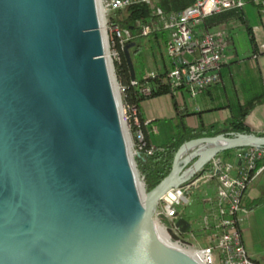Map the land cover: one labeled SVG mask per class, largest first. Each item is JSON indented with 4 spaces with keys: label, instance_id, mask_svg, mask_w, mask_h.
Instances as JSON below:
<instances>
[{
    "label": "water",
    "instance_id": "1",
    "mask_svg": "<svg viewBox=\"0 0 264 264\" xmlns=\"http://www.w3.org/2000/svg\"><path fill=\"white\" fill-rule=\"evenodd\" d=\"M103 22L99 0H0V264H200L156 233L161 198L216 155L264 146L257 133L192 139L146 192Z\"/></svg>",
    "mask_w": 264,
    "mask_h": 264
},
{
    "label": "built area",
    "instance_id": "2",
    "mask_svg": "<svg viewBox=\"0 0 264 264\" xmlns=\"http://www.w3.org/2000/svg\"><path fill=\"white\" fill-rule=\"evenodd\" d=\"M160 0H101L104 14L110 15L118 10L136 3H144L161 16L164 28L169 31L167 52L171 58L172 69L166 80L173 87H187L191 97H196L214 83L221 80V68L225 51L229 45V34L226 30L205 28L206 19L228 10L242 9L250 1L264 7V0H196L192 5L178 13L165 15L156 3ZM104 25L107 46L113 60H119L117 43L122 48L134 36L129 29H123L117 23ZM151 24L143 26V35L151 32ZM137 84L136 80L132 81ZM120 95L121 116L128 131L129 150L134 158L142 152L147 142L143 130L139 109L125 100V88L118 85ZM145 95L151 94V88L141 89ZM150 120H145L147 125ZM129 128V129H128ZM264 135V130L262 131ZM147 154H153L155 145L147 148ZM263 161L261 166L258 163ZM211 168L207 173L174 187L161 198L155 219L168 220L175 242L171 244L189 253L200 264H260L247 251L241 228L240 212L244 193L250 183L264 170V146L253 145L235 150L234 161H225L216 155L210 161ZM140 177V175H139ZM141 179V177H140ZM143 182V180L141 179ZM140 181V182H141ZM200 181L212 183L215 192L204 199L207 212L203 218V230L212 232L213 246H197L184 239L175 225L179 207L190 202L189 194Z\"/></svg>",
    "mask_w": 264,
    "mask_h": 264
},
{
    "label": "trees",
    "instance_id": "3",
    "mask_svg": "<svg viewBox=\"0 0 264 264\" xmlns=\"http://www.w3.org/2000/svg\"><path fill=\"white\" fill-rule=\"evenodd\" d=\"M196 0H160L156 3V7H160L165 15L171 13H178L188 6L192 5ZM249 4L263 7L252 1ZM242 20L246 23V13L244 8L228 10L215 14L206 19L205 28L211 29L219 24L227 25L233 20ZM110 23H117L123 29H129L134 38L128 42L133 44L130 48L131 57L136 71L137 84L133 85L130 68L126 59L124 48L120 43H117L119 51V60H114L115 72L117 80L121 86L125 88V100L130 105H136L139 109V114L143 122V130L145 133V140L147 142L146 148L135 155L134 161L138 173L143 180L145 191L149 192L155 188L162 180H164L171 172L174 158L179 147L187 141L195 138L216 136L218 134H226L231 136L233 133L242 134H263L257 132L248 123V116L259 105L264 104V84L261 72L258 68L248 69L237 75L239 86L234 97L229 98L227 103H221V107H226L229 110V116L222 123L214 122L207 124L203 121L200 112H194L199 115V123L196 126L189 125L183 121V118L189 114L187 103L180 102L177 93L185 95L190 91L187 87H173L170 82L166 80L167 74L172 69L173 65L171 58L167 52V42L169 40V31L164 28V21L161 16L152 8L144 3L132 4L128 7L114 11L109 17ZM151 24L152 30L146 36L143 35V26ZM247 31L253 46V53L257 54L255 37L252 34L251 25L247 24ZM220 30H225L219 28ZM229 37V44L231 43ZM162 43L166 47L165 52L161 49ZM229 46V45H228ZM229 48V47H228ZM151 51V66H148L150 61L146 57V52ZM224 63V62H223ZM221 80L214 83L212 86H218ZM149 86L151 94L145 95L141 89ZM207 88L206 90L210 89ZM162 95H170L174 109L176 111V130L175 133L164 143L155 145L153 154H147V148L151 146V142L146 135L145 118L141 110L142 102L147 98L158 97ZM236 149H228L222 152V157L225 161H234ZM263 161L258 163L261 166ZM211 168V163L206 164L203 169L194 177L197 178L204 173H207ZM247 191V190H246ZM246 191L244 194H246ZM245 196V195H244ZM264 204V195L254 199H246L243 197L242 206L245 209H252ZM207 212V208L205 213ZM179 218L187 219L184 211L178 210ZM165 223L170 222L164 220ZM188 230L187 232H190ZM201 231V230H200ZM204 231V232H203ZM201 231L199 236L202 237L201 246H213L212 232ZM185 235V233H184Z\"/></svg>",
    "mask_w": 264,
    "mask_h": 264
},
{
    "label": "crops",
    "instance_id": "4",
    "mask_svg": "<svg viewBox=\"0 0 264 264\" xmlns=\"http://www.w3.org/2000/svg\"><path fill=\"white\" fill-rule=\"evenodd\" d=\"M244 11L246 13V23L237 19L229 22L227 25L219 24L218 26L211 28V30H217L224 27L232 41L228 46L229 48L225 51L224 63L221 68V83L218 86L214 85L210 87L209 90L200 92L196 97H191L188 92L183 95L184 101L187 103V107L189 108L188 110L191 113L183 118L185 123H187L185 120L188 116L197 115L194 114L195 111L201 113L203 121L207 124L224 122L229 116V110L226 107H221L220 104L227 103L229 98L234 97L237 93V88L239 86L237 75L239 73L248 69L258 68L261 72L264 84V11L259 8L256 10L253 4L249 3L244 7ZM247 24L252 27V34L255 37L256 48L258 49L257 54L253 53V46L249 36H244L242 39L239 38V31L244 27L247 29ZM187 95L192 98V105L186 101L185 97ZM170 99V95H162L147 98L141 104V110L144 118L146 120H150V122L146 125V135L150 142L154 145L162 144L153 141L152 135L159 132V128L156 124L157 121L169 118L174 120L176 124V112L174 110L173 103L171 107L175 113L166 117L165 112L163 111V106L166 103H170L171 105ZM198 119H200L199 115ZM198 123L199 120L192 126H196ZM248 123L253 130L257 132L264 130V104L259 105L252 111V113L248 116ZM263 175L264 170L250 183L244 196L246 199H254L264 195V193H260L261 191L251 188L253 183ZM261 188H263V186H261ZM251 257L253 258L252 255ZM253 259L260 263L255 258Z\"/></svg>",
    "mask_w": 264,
    "mask_h": 264
},
{
    "label": "rangeland",
    "instance_id": "5",
    "mask_svg": "<svg viewBox=\"0 0 264 264\" xmlns=\"http://www.w3.org/2000/svg\"><path fill=\"white\" fill-rule=\"evenodd\" d=\"M99 2H101V0H99ZM253 6L256 10L259 8L262 11H264V7L260 8L256 5H253ZM108 19H109V16L103 13V20H104L103 30L105 28L104 25H107L106 22L108 21ZM107 33L110 34L108 30L107 32H105L104 30L105 41H106V56L111 66L114 68L113 75H116L113 56L110 54V51H109L110 49H108V46H107L108 45L107 38H106ZM247 34H248L247 29L244 27L243 29L239 31V38L242 39L244 36L246 37L249 36ZM161 49L165 52V55H166V47L163 43H162ZM151 56H152L151 51L146 52V57L149 61L151 60ZM149 63L150 64L148 66H151V61ZM117 89H118L117 93H118L119 101H120L121 94H119L118 87ZM177 97L180 102H184V96L182 93L180 92L177 93ZM185 98L187 102H189L191 105L193 104V100L190 96L187 95ZM171 106H172V100H171V105L170 103H166L163 106V111L165 112L166 117H169L170 114H173L176 112V111L174 112L175 109L173 110ZM198 120H199L198 115L196 116L194 115V116H188L185 121L189 123L190 125H193V124H196ZM156 124L159 128V132L152 135L154 142L164 143L175 133L176 124H175V121L172 119L167 118L164 120H160V121H157ZM124 127H125L126 132L128 133L129 131L130 133V130H127L126 126ZM219 155L222 156L221 153ZM137 174H138V180L141 181L138 170H137ZM261 186H263V188H261ZM251 188H254L257 191H261L260 193H264V175L258 178L253 183ZM214 192H215V188L212 186V183H208L206 181H200L196 185L194 190L189 194L190 202L186 205L179 207V210L185 212L186 217L190 221V224H191V231L186 232L184 235V239L187 242L192 243L197 246H201L200 242L203 239L201 236H199V233L201 234L202 233L201 231H203V218H204L206 207H207L206 203L204 202V199L211 196ZM240 218L242 219L241 228H242L243 238H244L248 252L253 256V258L258 260L261 264H264V204L254 207L252 209H245L244 211L240 213ZM155 220L157 221V224H159L165 230V236H166L165 240L169 243L171 242L174 243L175 242V240L173 239L174 234L170 230L171 223L170 224L168 222L165 223L164 220H160V219H155Z\"/></svg>",
    "mask_w": 264,
    "mask_h": 264
},
{
    "label": "bare ground",
    "instance_id": "6",
    "mask_svg": "<svg viewBox=\"0 0 264 264\" xmlns=\"http://www.w3.org/2000/svg\"><path fill=\"white\" fill-rule=\"evenodd\" d=\"M101 14L103 15V11H101ZM104 31V30H103ZM109 61V60H108ZM110 67H111V64H110ZM112 72V70H111ZM113 74V73H112ZM114 86H115V90H116V93H117V87L118 85L114 83ZM117 97L119 99V96H118V93H117ZM128 145H129V141H128ZM156 233L163 239L165 240L166 239V236H165V230L158 224L157 225V230H156ZM166 241V240H165Z\"/></svg>",
    "mask_w": 264,
    "mask_h": 264
},
{
    "label": "flooded vegetation",
    "instance_id": "7",
    "mask_svg": "<svg viewBox=\"0 0 264 264\" xmlns=\"http://www.w3.org/2000/svg\"><path fill=\"white\" fill-rule=\"evenodd\" d=\"M177 219H179V218H177Z\"/></svg>",
    "mask_w": 264,
    "mask_h": 264
}]
</instances>
